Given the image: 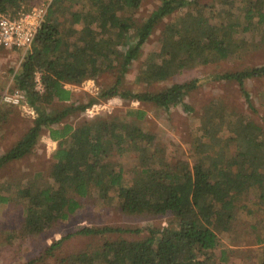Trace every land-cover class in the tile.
<instances>
[{"label": "trees", "instance_id": "trees-1", "mask_svg": "<svg viewBox=\"0 0 264 264\" xmlns=\"http://www.w3.org/2000/svg\"><path fill=\"white\" fill-rule=\"evenodd\" d=\"M28 1L0 0V11L13 12ZM66 2L54 1L16 76L36 117L23 137L0 156L1 168L31 154L45 129L56 144L52 163L36 172L31 184L0 185V207L15 205L23 211L19 226L8 232L0 227V234L10 244L14 239L44 237L81 211L82 201L92 195L103 203L114 201L126 216H168L171 227H151L138 239L106 240L100 249L72 254L67 258L70 264H217L227 260L220 236L237 233L239 211L248 202L264 204V125L244 115L233 125L235 110L223 101H213L204 108L206 134L190 145L193 162L189 165L180 157L170 161L161 157L164 150L147 130V111L141 107L118 114L80 115L115 97L166 111L181 105L186 113L192 112L184 99L197 88V80L157 85L184 69L237 55L252 47L256 37L264 43V0L229 1L220 18L214 4L161 0L141 19L137 12L143 0H83L70 16ZM235 3L242 9L241 16ZM190 6L192 13L164 23ZM161 23L158 44L163 55L152 52L140 60L143 46ZM233 34L245 35L236 47L231 44ZM139 60L135 83L143 88L137 93L125 87L124 78ZM36 73L42 91L35 89ZM103 77L112 81L104 84ZM217 78L236 84L251 106L246 83L264 78V65ZM89 80L97 84L96 95L85 103L72 101L73 92L66 86ZM260 97L264 99V91ZM129 152L135 154L136 162L127 172L118 160ZM245 228L254 234L259 251L254 264H264V226L255 221ZM131 232L141 233L109 226L78 228L45 245L39 256L24 264L52 255L73 235L92 238Z\"/></svg>", "mask_w": 264, "mask_h": 264}, {"label": "rangeland", "instance_id": "rangeland-1", "mask_svg": "<svg viewBox=\"0 0 264 264\" xmlns=\"http://www.w3.org/2000/svg\"><path fill=\"white\" fill-rule=\"evenodd\" d=\"M69 5V13L74 12L83 0H66ZM200 6L214 4L219 18L228 9V2L232 0H196ZM161 0H143L137 18L147 17L159 4ZM238 16H241L242 9L238 4H234ZM190 6L188 9H180L164 20L169 22L185 13H192ZM196 7L194 6V9ZM202 8H199V11ZM195 11L194 13H197ZM200 14L203 11L198 12ZM164 23L156 26L154 32L143 46L144 56L155 52L163 55L158 39ZM247 35V34H246ZM245 35L233 34L232 46L236 47ZM250 39V35L246 36ZM254 45L246 50L239 51V54L218 60L207 65H199L187 68L178 74L170 77L166 83L157 85L162 87L169 83H183L197 80V88L191 91L184 99L185 103L193 108V111L186 113L181 105L171 107L169 110L156 108L152 104H139L135 101H126L115 97L106 102L94 105L90 113L80 115V118H87L99 115L118 114L127 108H139L147 111V130L156 136V142L163 148L161 157L165 160H172L180 157L179 160L188 163L193 162L191 143L199 141L200 136L206 134L205 127L208 119L204 113L205 106L213 101H223L228 107L235 110L234 124L244 115L255 123L264 125V99L260 95L264 91V78L247 81L246 89L250 94L251 106L241 95L238 86L233 82L218 79L233 71L264 65V43L259 37L253 40ZM21 60L24 58L21 51H6L0 49V156L10 147L14 146L32 126L36 117L35 111L28 108L12 107L1 103V96L5 91H12L18 87L16 76L20 73ZM139 61L133 62L129 71L125 75V87L134 92L142 90V86L135 83V76L139 67ZM104 84L110 83V77H103ZM99 87V86H98ZM158 87V88H159ZM156 88V87H155ZM73 91L72 101L85 103L89 96H95L98 90L97 84L92 80L85 81ZM44 110V109H43ZM45 111H43L44 113ZM72 124L75 122L72 120ZM226 133H224L225 135ZM222 135V136H224ZM197 141V142H198ZM56 148L55 142L49 138L47 130H43L38 138L33 152L20 160L7 163L0 168V185L15 183L21 186L31 184L36 172L44 171L51 165V155ZM118 162L122 168L129 172L136 162L135 154L129 152L121 157ZM8 192H14L13 185H8ZM253 200V196L251 197ZM83 208L76 215L70 216L62 221L52 231L40 237H27L24 239H14L10 244L0 234V264H24L28 259L39 256L45 245H51L54 241L60 240L62 236L74 234L78 228L90 226H109L122 230H139L141 233L117 234L109 233L101 237H83L73 235L65 240L61 246L52 251V255L44 256V259L36 264H70L67 258L72 254H78L84 250L100 249L106 240H113L118 237L138 239L148 234L151 227L166 228L171 227L168 216L159 218H146L142 216H126L121 214L114 201L103 203L95 196L82 201ZM253 211L254 213H249ZM21 207L15 205H4L0 207V227L5 231L18 227L22 219ZM260 220V221H259ZM261 222L264 226V204L250 201L239 211L238 231L236 234H225L220 236L224 250L228 251L227 260L219 261L217 264H254L257 261L258 248L254 245V234L247 233L246 226L254 222ZM5 235V234H4Z\"/></svg>", "mask_w": 264, "mask_h": 264}, {"label": "built area", "instance_id": "built-area-1", "mask_svg": "<svg viewBox=\"0 0 264 264\" xmlns=\"http://www.w3.org/2000/svg\"><path fill=\"white\" fill-rule=\"evenodd\" d=\"M54 1L29 0L26 3H20V6L14 9L13 12L0 11V49L21 51L24 58L31 50L32 43L45 22L47 13ZM34 81L35 89L42 91L43 86L39 73H36ZM1 103L12 107H28L33 113V110L27 104L25 93L19 87L12 91H5L1 96ZM90 110L87 113H90Z\"/></svg>", "mask_w": 264, "mask_h": 264}, {"label": "crops", "instance_id": "crops-1", "mask_svg": "<svg viewBox=\"0 0 264 264\" xmlns=\"http://www.w3.org/2000/svg\"><path fill=\"white\" fill-rule=\"evenodd\" d=\"M68 89H70L72 92L76 91L75 89L78 88V86H73V85H67L66 86Z\"/></svg>", "mask_w": 264, "mask_h": 264}]
</instances>
